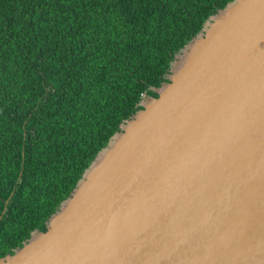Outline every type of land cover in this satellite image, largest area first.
I'll return each mask as SVG.
<instances>
[{"label": "water", "instance_id": "water-1", "mask_svg": "<svg viewBox=\"0 0 264 264\" xmlns=\"http://www.w3.org/2000/svg\"><path fill=\"white\" fill-rule=\"evenodd\" d=\"M152 91L0 264H264V0L210 15Z\"/></svg>", "mask_w": 264, "mask_h": 264}, {"label": "trees", "instance_id": "trees-1", "mask_svg": "<svg viewBox=\"0 0 264 264\" xmlns=\"http://www.w3.org/2000/svg\"><path fill=\"white\" fill-rule=\"evenodd\" d=\"M231 0H0V257L44 231L173 56Z\"/></svg>", "mask_w": 264, "mask_h": 264}, {"label": "built area", "instance_id": "built-area-1", "mask_svg": "<svg viewBox=\"0 0 264 264\" xmlns=\"http://www.w3.org/2000/svg\"><path fill=\"white\" fill-rule=\"evenodd\" d=\"M142 96H144V95H142Z\"/></svg>", "mask_w": 264, "mask_h": 264}]
</instances>
